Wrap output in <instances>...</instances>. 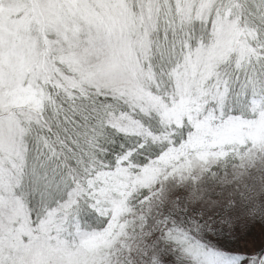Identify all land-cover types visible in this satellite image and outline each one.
Masks as SVG:
<instances>
[{
	"label": "snow or ice",
	"instance_id": "obj_1",
	"mask_svg": "<svg viewBox=\"0 0 264 264\" xmlns=\"http://www.w3.org/2000/svg\"><path fill=\"white\" fill-rule=\"evenodd\" d=\"M0 264H264V0H0Z\"/></svg>",
	"mask_w": 264,
	"mask_h": 264
}]
</instances>
